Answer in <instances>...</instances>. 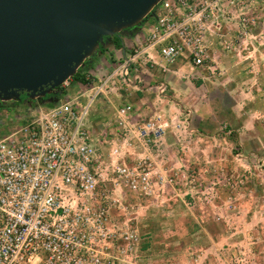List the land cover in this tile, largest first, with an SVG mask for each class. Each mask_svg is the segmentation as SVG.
Returning <instances> with one entry per match:
<instances>
[{
	"label": "built area",
	"instance_id": "2783aa9c",
	"mask_svg": "<svg viewBox=\"0 0 264 264\" xmlns=\"http://www.w3.org/2000/svg\"><path fill=\"white\" fill-rule=\"evenodd\" d=\"M238 2L160 0L152 9L156 19L145 27L137 47L102 80H87L88 96L80 110L69 101L37 109L0 138V264L126 262L139 238L127 222L112 220L116 196L156 198L174 182L155 171L149 157L101 168L85 116L110 83L119 81L126 88L140 83L142 62L163 73L180 59L190 70L204 67L211 53L206 38L219 35L225 22L235 20L250 30V19L239 12ZM69 80L59 88L65 90ZM129 112L128 105L119 110L123 116ZM167 127L156 114L131 133L145 147L158 150Z\"/></svg>",
	"mask_w": 264,
	"mask_h": 264
},
{
	"label": "crops",
	"instance_id": "0c3cea01",
	"mask_svg": "<svg viewBox=\"0 0 264 264\" xmlns=\"http://www.w3.org/2000/svg\"><path fill=\"white\" fill-rule=\"evenodd\" d=\"M255 2L257 1L239 0L237 8L252 14L256 10V6H253ZM147 19L139 26L117 33L115 37L120 41L119 47H115L109 39L100 45L87 64L80 69V73L85 75V83L69 80L70 85L65 88L64 95L60 90L54 91L53 94L59 95L50 96L43 101L34 100L31 105L24 104L21 111L15 112V119L17 117L25 123L37 109L47 110L65 101L71 102L75 109L80 110L88 96L87 80H102L126 53L137 47L143 39ZM225 24L229 25L230 21ZM231 36V32L222 29L214 38L220 45ZM206 39L208 48L214 49V45L217 46L211 37ZM257 60L258 65H253L232 53L222 52L220 65L226 76L213 83L203 77H198L195 82L182 77L188 69L182 59L170 66L163 78L158 68H149L142 62L141 82L132 89L121 85L119 81L110 83L104 93L91 104L84 119V127L90 135V143L95 149L101 168L109 167L110 162H126L131 165L140 157H149L154 163L155 171L170 175L174 184L177 183L178 174L185 177L191 169H197L198 174L202 169H207L208 174L212 175L216 166L225 165L223 162L227 161L223 157V129L232 131L233 143L238 144V140L245 135L247 141L244 144L248 146L251 144L248 136L257 133L255 122L264 121V48L260 50ZM205 71L201 69L200 74ZM163 85L167 88L166 93L161 92ZM125 105L131 107V112L123 116L119 110ZM173 111L176 112L175 115H171ZM1 112L3 111L0 114ZM156 114H161L163 118L168 117L182 127L167 128L158 150L145 147L131 133L136 124ZM5 121L0 118V125ZM259 134L264 135V129H260ZM113 150H117L119 154H112ZM174 184L168 185L169 189L161 196L162 200L169 202L171 198L180 196L181 189H174ZM129 196L140 200L134 194ZM146 207L143 206V210ZM112 214L113 212L110 213L112 220L117 222Z\"/></svg>",
	"mask_w": 264,
	"mask_h": 264
},
{
	"label": "rangeland",
	"instance_id": "374dc122",
	"mask_svg": "<svg viewBox=\"0 0 264 264\" xmlns=\"http://www.w3.org/2000/svg\"><path fill=\"white\" fill-rule=\"evenodd\" d=\"M256 1L252 14L239 10L249 17L250 30L235 20L229 25L224 23L223 29L231 32V38L218 45L219 41L211 37L217 46L209 48V61L202 68L186 69L182 77L192 82L203 77L210 83L224 78L226 72L220 65L222 52L258 65L259 52L264 48V0ZM154 20L152 13L145 25ZM201 69L206 70L204 74H200ZM159 72L161 77L166 74ZM11 111L3 109L0 114L6 120L0 125V138L23 124ZM166 119L169 120L163 118ZM170 121L167 128H182ZM254 127L257 133L248 136L251 143L248 146L244 144L245 135L238 144L233 143L232 131L223 129L225 165L216 166L212 175L207 169H202L200 174L197 169H191L185 177L178 174V179L175 175L177 183L173 188L181 189L175 199L169 202L161 199L168 185L156 198L154 195L138 200L130 197L131 193L116 196L119 203L110 213L113 212L117 222H127L139 238L126 262L118 264H264V135L259 134L264 121L257 120Z\"/></svg>",
	"mask_w": 264,
	"mask_h": 264
},
{
	"label": "water",
	"instance_id": "95a60500",
	"mask_svg": "<svg viewBox=\"0 0 264 264\" xmlns=\"http://www.w3.org/2000/svg\"><path fill=\"white\" fill-rule=\"evenodd\" d=\"M160 0H0V101L50 95Z\"/></svg>",
	"mask_w": 264,
	"mask_h": 264
},
{
	"label": "flooded vegetation",
	"instance_id": "af4514ba",
	"mask_svg": "<svg viewBox=\"0 0 264 264\" xmlns=\"http://www.w3.org/2000/svg\"><path fill=\"white\" fill-rule=\"evenodd\" d=\"M55 91H59V90L56 89ZM46 96H49V97L50 96H56V94H50V95H46ZM21 98L23 99L22 101H21ZM21 98L19 101H8V102H1L0 101V111H3V109H5V110H10V111L12 110V112H16V111L18 112V111H21L23 109L24 104L31 105L30 103H32V101H34V100L43 101L44 97L43 98H37L34 100H30V99L26 98L25 96H21ZM8 103H10V105Z\"/></svg>",
	"mask_w": 264,
	"mask_h": 264
},
{
	"label": "trees",
	"instance_id": "16d2710c",
	"mask_svg": "<svg viewBox=\"0 0 264 264\" xmlns=\"http://www.w3.org/2000/svg\"><path fill=\"white\" fill-rule=\"evenodd\" d=\"M115 39H116V40H115ZM105 40H108V39L105 37V38H104V41H105ZM109 40L113 42V45H114L115 47H119V46H120V41H119L115 36L109 38ZM113 40H115V42H114ZM88 60H89V58L86 59V60H84V62L82 63V65L76 70V72L74 73V75L70 78V80H71L72 82H76V83H80V84L85 83V79H84V78H85V75L80 73V69H81L82 66H85V65L87 64ZM57 90H60V92H61L63 95L66 93V91L61 90L60 88L57 89ZM52 94H53V93H52ZM57 95H59V93H57L56 96H57ZM48 98H49V96H46V97L43 98V100H46V99H48ZM22 100H23V99L21 98V101H22Z\"/></svg>",
	"mask_w": 264,
	"mask_h": 264
}]
</instances>
